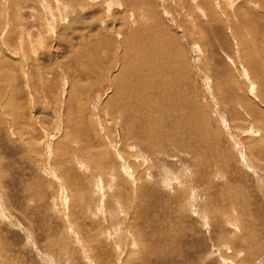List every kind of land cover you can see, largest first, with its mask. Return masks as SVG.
<instances>
[{"label": "rangeland", "instance_id": "obj_1", "mask_svg": "<svg viewBox=\"0 0 264 264\" xmlns=\"http://www.w3.org/2000/svg\"><path fill=\"white\" fill-rule=\"evenodd\" d=\"M263 130L264 0H0V264H264Z\"/></svg>", "mask_w": 264, "mask_h": 264}, {"label": "bare ground", "instance_id": "obj_2", "mask_svg": "<svg viewBox=\"0 0 264 264\" xmlns=\"http://www.w3.org/2000/svg\"><path fill=\"white\" fill-rule=\"evenodd\" d=\"M164 74H165V73H164ZM157 76H158V75H157ZM157 76H156V77H157ZM162 76H163V74H162ZM164 78H165V76H164ZM167 78H168V77H167ZM176 78H177V77H176ZM165 79H166V78H165ZM130 80H131V79H130ZM130 80H129V83H130ZM161 80H162V79H161ZM163 80H164V79H163ZM169 80L171 81V79H167V81H169ZM165 81H166V80H165ZM167 81H166V82H167ZM170 81H169V82H170ZM172 81H174V79H173ZM176 82H178V81L176 80ZM167 83H168V82H167ZM167 83H165V85H166ZM126 84H127V83H126ZM169 84H170V83H169ZM172 84H173V83H172ZM174 84H175V83H174ZM167 86H168V85H167ZM140 88H141V87H140ZM167 88H168V87H166V89H167ZM118 95H119V93H118ZM140 102H141V101H140ZM142 102H143V101H142ZM166 102H167V101H166ZM174 102H175V101H174ZM172 104H173V103H172ZM138 105H140V104H138ZM159 105H160V104H159ZM149 106H150V105H148V107H149ZM155 106H156V105H155ZM167 106H168V105H167ZM142 107H143V105H142ZM148 107H147V108H148ZM150 107H151V106H150ZM139 108H140V106H139ZM144 108H145V107H144ZM158 108H159V106H158ZM141 110H142V109H141ZM141 110H140V111H141ZM138 111H139V110H138ZM142 112H143V111H142ZM145 121H146V120H145ZM176 127H177V126H176ZM263 131H264V130H263ZM256 134H257V133H256ZM260 136H261V135H260ZM255 137H256V136H255ZM257 139H259V138H257ZM260 140H261V139H260ZM252 141H253V140H252ZM244 143H245V142H244ZM189 145H190V144H189ZM260 145H261V144H260ZM261 146H263V145H261ZM256 148H257V147H256ZM256 148H255V150H256ZM241 149H242V148H241ZM241 151H242V150H241ZM242 153H243V152H242ZM240 155H241V154H240ZM245 156H246V155H245ZM243 157H244V156H243ZM241 159H242V157H241ZM246 160H247V158H246ZM246 160H244V161H246ZM245 163H246V162H245ZM246 166H247V164H246ZM130 167H131V166H130ZM131 172H132V173L134 172L133 169L131 170ZM127 233H128V232H127ZM128 237H129V236H128ZM136 244H137V243H136Z\"/></svg>", "mask_w": 264, "mask_h": 264}]
</instances>
